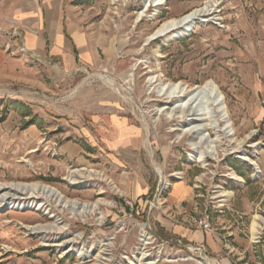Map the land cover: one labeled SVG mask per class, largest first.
Instances as JSON below:
<instances>
[{
  "label": "rangeland",
  "instance_id": "obj_1",
  "mask_svg": "<svg viewBox=\"0 0 264 264\" xmlns=\"http://www.w3.org/2000/svg\"><path fill=\"white\" fill-rule=\"evenodd\" d=\"M43 4L0 0V47L38 80H0V187L43 183L65 200L100 204L74 210L27 193L0 200V264H264V0H64L88 47L69 68L28 45L29 35H45L26 15L36 9L43 21ZM206 6L188 35L149 39ZM209 80L225 94L233 129L204 131L214 147L203 163L191 159L204 145L184 131L186 112L161 87ZM109 117L133 126L132 142ZM182 183L191 194L177 201ZM207 214L210 230L201 226ZM175 226L209 239L191 241Z\"/></svg>",
  "mask_w": 264,
  "mask_h": 264
},
{
  "label": "bare ground",
  "instance_id": "obj_2",
  "mask_svg": "<svg viewBox=\"0 0 264 264\" xmlns=\"http://www.w3.org/2000/svg\"><path fill=\"white\" fill-rule=\"evenodd\" d=\"M155 1L157 2V0ZM209 11L210 9L208 8V6H206L201 9H194L179 18L168 19L163 22L155 30V32L152 33V35H150L149 39H155L160 36L166 39L186 36L190 33V31L192 32V30L194 29L197 23V19L199 17L206 16ZM161 91H163L162 95H164L165 98L169 99L168 102H170L171 105H174V111H177V109H179L183 112H186L185 120L189 124V126L184 131L186 133H192L193 135L197 136L198 142L196 141L193 143L195 147L199 148L200 144L204 145V148L198 149L196 154H193V157L191 159H197L204 163L205 158L207 157V152H213L212 148L214 147L204 131H207L211 127H219V131L227 133V130L229 128L233 129V124L229 115L225 94H223L216 83L210 80L193 87L186 86V84L182 82L163 84L161 87ZM241 158L251 162L252 164H256V162L248 157L245 153H241ZM80 174L83 175L86 173L80 172ZM74 175L76 176L75 172L70 173L72 179H74ZM232 177L235 179H241L240 176H238L234 172L232 173ZM101 179L109 180V178L105 175H102ZM5 188H9V192L0 195V200H13L18 193H27L29 195H46L48 198H55L56 201H61L62 203H64V205H68V207L74 210L76 208H82L83 210L92 211L96 209L100 204L99 202L79 203L74 200H65L62 193L56 187L43 183H16L8 185L6 187H0V191ZM230 194V192H226L221 196H230ZM253 226L255 235L254 238H257L256 236L260 231L259 223L256 222ZM46 227L38 225L34 227V230L43 232L46 231ZM194 260L198 264L212 263H210L206 258L202 257H198L197 259L195 258Z\"/></svg>",
  "mask_w": 264,
  "mask_h": 264
},
{
  "label": "crops",
  "instance_id": "obj_3",
  "mask_svg": "<svg viewBox=\"0 0 264 264\" xmlns=\"http://www.w3.org/2000/svg\"><path fill=\"white\" fill-rule=\"evenodd\" d=\"M42 1L44 2L43 21L32 18L36 9H32L33 13H27L26 15H30V19L34 20L36 24L38 22L39 28H45V35H29L27 37L28 45L32 48H38L42 52L56 55L62 59L66 68L72 67L75 65L76 60L75 50L80 53V56H84L88 52L86 35L82 31H76L73 25H68L69 23L64 14V0ZM47 41L50 43L48 46L46 45ZM30 70L21 64L19 58L9 55L0 47V80L25 81L35 85L38 80L35 71ZM111 118L109 117L111 124L119 130L121 137L124 140L131 141L129 134L134 130L133 126L126 119L119 121ZM190 194L188 187L182 183L175 186L172 198L177 201H183L188 199ZM173 231L194 242H205L209 239L208 233L203 229L193 230L182 226H175Z\"/></svg>",
  "mask_w": 264,
  "mask_h": 264
},
{
  "label": "built area",
  "instance_id": "obj_4",
  "mask_svg": "<svg viewBox=\"0 0 264 264\" xmlns=\"http://www.w3.org/2000/svg\"><path fill=\"white\" fill-rule=\"evenodd\" d=\"M209 218L210 216L207 214V216L201 221L202 228L206 230H210L212 228L211 221Z\"/></svg>",
  "mask_w": 264,
  "mask_h": 264
}]
</instances>
